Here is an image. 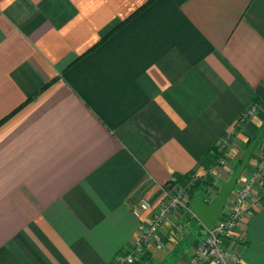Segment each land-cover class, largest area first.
Instances as JSON below:
<instances>
[{
    "label": "crops",
    "instance_id": "obj_1",
    "mask_svg": "<svg viewBox=\"0 0 264 264\" xmlns=\"http://www.w3.org/2000/svg\"><path fill=\"white\" fill-rule=\"evenodd\" d=\"M254 97L264 0H0V264H112L145 224L131 209L201 168ZM258 125L236 140L241 158L261 132L248 167ZM259 201L245 245L224 242L246 264H264ZM192 214L135 264H186L206 229Z\"/></svg>",
    "mask_w": 264,
    "mask_h": 264
},
{
    "label": "rangeland",
    "instance_id": "obj_2",
    "mask_svg": "<svg viewBox=\"0 0 264 264\" xmlns=\"http://www.w3.org/2000/svg\"><path fill=\"white\" fill-rule=\"evenodd\" d=\"M252 121H259L258 127L264 126V100L257 99L255 103L251 102V100L242 108V110L238 113L237 118L234 121V125L231 129L226 131L223 135H221L215 143H213L212 146L217 147V155L214 156L211 151H209V158H206L207 161L203 164L201 168L193 169L192 173L190 174L189 179H184L181 182H175V175H172L170 179L169 185L167 188L166 185H163L162 187V196L163 191H166V195L164 198L161 196L158 202L156 203L157 208L161 205L162 202H164L166 199H168V193L175 194L181 193L182 195H185L187 197V200L190 203L191 196L189 193V189L192 188L196 184H200L199 191L203 194L204 201L209 203L215 200L216 194L220 186L223 184L225 180H227L230 175L233 173V170L235 169V166L240 157H237V155L240 154L239 151V145H237L236 140H238L240 133H242V128L247 123H251ZM252 135H250L247 140L244 142V145L242 146V150H245V145L248 143ZM239 147V148H238ZM211 149V147H210ZM240 156V155H239ZM257 161L252 164L253 166L248 167L244 169L242 174L240 175L237 183L233 187V190L231 191V195L229 196V199L225 205V209L222 213L223 216H227L230 213L231 207L233 204H235V201L238 197V192L240 189L245 187L246 185H249V190L246 196V199L243 201V206L246 207L247 212L245 215H251V210L254 207H260V199L261 197H264V146L258 149V157ZM156 208V209H157ZM151 211V209H150ZM149 212L144 213V215H147L145 222L147 223L148 219H150L149 215L151 216ZM176 214L178 216H176ZM142 216V215H141ZM172 219V217H175L174 220L175 223L172 226H169V228L166 227V221L157 229V234L160 232H164V230H172V236L176 241H179L185 233L190 228V222L193 218V214L189 209L185 208H176L175 210L170 211V214L168 215ZM246 217V216H245ZM169 219V218H165ZM243 217L241 218V220ZM240 223V222H239ZM234 229L235 235H242L245 238L244 243H239V246H244L246 243V233L238 230V225ZM177 226H181V231H177ZM165 237V236H164ZM202 233L200 234L197 244H199V241L201 240ZM234 239H236L235 236H233ZM164 243V241H163ZM164 246L162 247V249ZM131 249V246H129L127 249H125L123 252L125 253L129 252ZM162 249H158L155 251H160ZM119 253V252H118ZM116 253L113 258V263L115 264V257L118 254ZM191 253V252H190ZM148 253L142 252L139 255H137L134 259V263H137L142 259L143 256H147Z\"/></svg>",
    "mask_w": 264,
    "mask_h": 264
},
{
    "label": "built area",
    "instance_id": "obj_3",
    "mask_svg": "<svg viewBox=\"0 0 264 264\" xmlns=\"http://www.w3.org/2000/svg\"><path fill=\"white\" fill-rule=\"evenodd\" d=\"M169 180L172 181V179ZM169 180L165 184V188L168 187L170 182ZM249 187V185H246L240 189L238 197L235 204L231 207L229 215H222L225 209L224 206L221 214L215 221L213 228L203 230L201 240L196 248L191 251L186 264H246L242 259L241 254L231 245H225L224 242L225 240H230L235 244L244 243V239L242 238L245 237L242 235H235L234 229L247 212L246 207L243 206V201L246 199ZM166 194V191H163L162 197L164 198ZM230 195L231 192L229 196ZM189 205L190 203L187 200V197L177 192L175 194L168 193V199L162 202L158 208L156 205L151 204L147 199H142L131 209V212L134 216L139 218L143 213L149 212L151 209V216L149 215L150 219H148L147 223L145 222L142 226L141 233L130 245V251L125 253L119 252L116 255L115 264H133L135 257L140 253H146L150 248L153 251L162 249L164 246V236L173 237L172 230H164V232L157 234L158 227L165 221L167 222V228L172 226L175 223L174 220L176 218L172 217L171 219L168 217L170 211L175 210L176 208H185L190 210ZM176 216L178 215L176 214ZM177 231H181V226H177ZM233 236H235L236 239H234Z\"/></svg>",
    "mask_w": 264,
    "mask_h": 264
},
{
    "label": "water",
    "instance_id": "obj_4",
    "mask_svg": "<svg viewBox=\"0 0 264 264\" xmlns=\"http://www.w3.org/2000/svg\"><path fill=\"white\" fill-rule=\"evenodd\" d=\"M260 134L261 132H259L245 148L239 166L218 189L216 198L212 203L208 204L204 202L200 196H195L190 200V210L196 215L200 222H202L206 229H212L215 221L221 214L231 190L248 164Z\"/></svg>",
    "mask_w": 264,
    "mask_h": 264
},
{
    "label": "trees",
    "instance_id": "obj_5",
    "mask_svg": "<svg viewBox=\"0 0 264 264\" xmlns=\"http://www.w3.org/2000/svg\"><path fill=\"white\" fill-rule=\"evenodd\" d=\"M145 6V4L144 5H142L140 8H138L137 9V11H139V10H141L143 7ZM136 11V12H137ZM129 18V17H128ZM127 18V19H128ZM127 19H125V20H123V21H121L120 23H118L114 28H112L106 35H104V36H102L101 37V39L96 43V45L97 44H99L100 42H102L105 38H107L112 32H114L117 28H119L120 26H122V24L127 20ZM95 45V46H96ZM94 46V47H95ZM93 47V48H94ZM257 100V97H254L253 99H251V102H253V103H255V101ZM253 138V137H252ZM252 138H250V140L248 141V143L245 145V148L249 145V143L251 142V140H252ZM210 151L212 152V154L214 155V156H218L217 155V147L214 145V146H211V149H210ZM240 162H241V159H239V161L237 162V164H236V166H235V169L239 166V164H240ZM234 169V170H235ZM233 170V171H234ZM192 171L193 170H191V171H189V172H187V173H184V174H179V173H175V174H173V175H175V182H181V181H183L184 179H189L190 177V174L192 173ZM170 181V180H169ZM168 182V181H167ZM200 184H196V185H194L192 188H190L189 189V193H190V196L191 197H193L194 195H196V194H199V186Z\"/></svg>",
    "mask_w": 264,
    "mask_h": 264
}]
</instances>
